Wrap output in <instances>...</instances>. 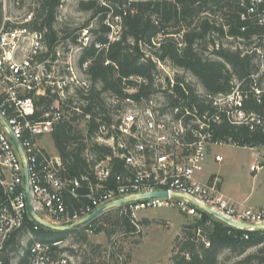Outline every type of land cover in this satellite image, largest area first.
Returning a JSON list of instances; mask_svg holds the SVG:
<instances>
[{"label": "built area", "instance_id": "obj_1", "mask_svg": "<svg viewBox=\"0 0 264 264\" xmlns=\"http://www.w3.org/2000/svg\"><path fill=\"white\" fill-rule=\"evenodd\" d=\"M130 1L124 0L122 14ZM0 2L4 11L0 25V264H4L2 255L11 233L23 228L27 220H35L28 204L43 225L53 229L63 223L81 225L77 223L82 217L123 197L126 202L117 206L131 220L138 211L156 207H172L201 219L209 208L236 222L264 228V205L253 207L228 196L221 177L205 168L212 147L239 146L219 135L224 124L264 132L263 115L246 107L250 101L264 103V55L260 50L257 70L233 79L229 90L218 92L205 90L199 82L176 81L165 64L152 56L156 66L153 89L146 95L148 88L144 87L135 97L139 85L148 83L135 78L137 85L124 89L127 95L121 107L117 99L111 100L116 108L111 124L99 127L96 140L110 146L112 154L97 161L91 175L67 177L60 156L48 152L40 140L51 135L64 117V100L76 90L86 93L90 89L88 63L78 64V58L93 40L91 25L77 32L74 44L67 39L49 51L43 32L32 26L34 13L11 20L5 15L6 0ZM239 5L244 8L241 19L256 22L264 31V0H240ZM121 19V14L110 12L103 19L109 28L108 40L119 38ZM255 155L249 166L252 173L264 163L257 159L258 151ZM222 159L220 154L213 156L216 162ZM155 190L166 195L136 198ZM38 223L27 227V264H66L64 258L54 256L53 247L62 241H43L36 234ZM201 232L198 227L197 234L207 247L209 240Z\"/></svg>", "mask_w": 264, "mask_h": 264}, {"label": "trees", "instance_id": "obj_2", "mask_svg": "<svg viewBox=\"0 0 264 264\" xmlns=\"http://www.w3.org/2000/svg\"><path fill=\"white\" fill-rule=\"evenodd\" d=\"M35 1L38 8L32 26L43 32L49 51L67 39L74 44L77 32L91 25L93 40L82 48L78 58V64L88 63L90 89L86 93L76 90L64 100V117L51 132L56 153L62 159L63 174L67 177L91 175L94 164L112 154L110 146L96 140L99 127L111 124V112L116 109L111 100L117 99V107H121L127 95L124 89L137 85L135 78L148 82L139 85L135 97L144 87L148 88L144 92L146 95L150 93L149 88L153 89L156 66L152 56L173 68L189 72L205 90L218 92L229 90L233 79L240 80L257 70V50L264 55V31L256 22L241 19L244 8L239 5L240 0H131L125 14H122L124 0H78L76 10L87 12L89 17L73 28L58 21L57 9L61 0ZM109 12L122 15L119 38L114 41L108 40L109 28L103 24ZM2 18L0 2V25ZM220 37L254 45L248 50L224 46L217 42ZM96 43L100 47H96ZM206 50L215 58L209 57ZM175 79L183 81L184 77L175 74ZM246 107L264 117V103L250 101ZM219 135L237 141L239 146L264 144V132L250 131L242 125L224 124ZM194 220V224L182 226L178 250L174 252L171 264H221L223 252L233 257L229 264H264V228L251 231L235 228L207 213ZM200 220H209L216 226L213 230H201L209 240L207 247L197 234ZM92 221L95 219L89 223ZM35 223L38 222L27 220L23 228L13 231L4 251ZM89 223L83 227L95 231L102 229L101 225ZM38 225L36 234L46 242L63 241L75 232V228L56 232L58 229ZM115 225L129 231L135 229L125 214L117 217ZM245 232L248 238L243 237ZM2 257L4 264H10L7 255ZM17 264H27L26 251Z\"/></svg>", "mask_w": 264, "mask_h": 264}, {"label": "rangeland", "instance_id": "obj_3", "mask_svg": "<svg viewBox=\"0 0 264 264\" xmlns=\"http://www.w3.org/2000/svg\"><path fill=\"white\" fill-rule=\"evenodd\" d=\"M77 1L61 0V6L57 9L60 24L73 28L87 20L89 17L87 12L76 10ZM37 8L38 3L35 0H6L5 15L14 20L29 11L35 14ZM217 42L224 46H237L247 50L254 45L246 41L236 40L234 42L221 37ZM205 52L209 57L215 58L207 50ZM163 63L167 67L165 68L169 76L182 75L184 80L197 85L198 81L189 72ZM40 144L48 152L56 153L51 135H44ZM256 151L261 154L257 159L264 162V146L257 150L248 146L222 144L212 147L207 162H205L208 173L214 172L221 176L223 187L227 192L233 194L238 192L241 196L242 194L249 195L246 202L248 205L264 200V163L257 172L249 171L250 164L255 162ZM214 154L222 155L223 159L218 162L214 161ZM119 215L123 214L118 206H113L100 213L91 223L92 226L101 225L102 229L99 231L85 229L83 227L85 225L71 228L69 224H60L56 232L74 228L75 232L56 246L54 256L64 258L66 264H171L172 256L178 250L182 226L195 223L194 218L172 207L147 208L138 211L136 218L132 220L130 218L135 229L129 231L125 227L115 225ZM41 216L51 221L45 213H41ZM197 225L202 231L216 228L215 224L209 220H200ZM16 240L17 242L10 245L3 253L8 256L11 263L17 260L16 256L19 258L26 251L29 240L28 232L20 235ZM232 259L233 257L228 252H223L220 256L221 264H229Z\"/></svg>", "mask_w": 264, "mask_h": 264}, {"label": "water", "instance_id": "obj_4", "mask_svg": "<svg viewBox=\"0 0 264 264\" xmlns=\"http://www.w3.org/2000/svg\"><path fill=\"white\" fill-rule=\"evenodd\" d=\"M26 191L28 192V186L26 183ZM166 192L165 191H159V190H155V191H150V192H146V193H142L139 196H136V198H140V197H155V196H165ZM126 198H120V199H116L113 200L111 202H108L106 204H103L101 206H99L98 208L94 209L91 213L87 214L86 216L82 217L77 224H85V223H89L91 220L95 219L98 215H100V213H102L103 211L113 207V206H117V205H121L124 202H126ZM28 208L30 211V214L35 218V220H37L38 222H40L41 224H45L40 218H38L34 212L32 211L30 205L28 204ZM205 210L207 212H209V214H211L212 216H214L215 218L219 219L220 221L224 222L225 224H228L230 226L233 227H239V228H244V229H250V228H254V229H259L261 228L259 225L257 224H249V223H245V222H236L234 220H231L229 218H226L220 214H218L217 212L210 210L209 208H205ZM72 227V226H71Z\"/></svg>", "mask_w": 264, "mask_h": 264}, {"label": "crops", "instance_id": "obj_5", "mask_svg": "<svg viewBox=\"0 0 264 264\" xmlns=\"http://www.w3.org/2000/svg\"><path fill=\"white\" fill-rule=\"evenodd\" d=\"M258 62H259V56H258ZM201 85V84H200ZM202 86V85H201ZM56 151V150H55ZM250 171V170H249ZM252 173V172H251ZM219 175V174H218ZM220 176V175H219ZM221 177V176H220ZM222 179V178H221ZM222 188H223V190H224V192L228 195V196H230V197H232V198H234V199H236V200H245L246 202H247V198L249 197V195H243L242 194V196L240 195V193H238V192H234V194L233 193H229V192H227L226 190H225V188L223 187V179H222ZM248 205V204H247ZM262 205H264V200L263 201H260V202H257V203H252L251 205L249 204V206H253V207H260V206H262ZM16 261L18 262V256H16ZM14 262V263H11L10 262V264H17V262Z\"/></svg>", "mask_w": 264, "mask_h": 264}]
</instances>
